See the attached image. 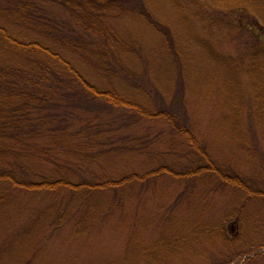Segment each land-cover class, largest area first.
I'll return each mask as SVG.
<instances>
[{
  "label": "rangeland",
  "instance_id": "rangeland-1",
  "mask_svg": "<svg viewBox=\"0 0 264 264\" xmlns=\"http://www.w3.org/2000/svg\"><path fill=\"white\" fill-rule=\"evenodd\" d=\"M228 1H114L107 10L111 18L104 20L119 40L131 42L135 51L123 58L144 79L142 91L120 80L111 87L89 67L81 73L145 108L155 93L167 108L183 107L192 133L227 173L246 180L248 190L238 188L242 179L213 193L203 182L185 196V184L162 178L138 185L134 195L144 192L140 200L83 221L89 222L83 233L74 227L88 203L68 219L65 213L74 206L63 195L15 191L0 201V264H264V0H248L260 11L246 1ZM144 8L162 29L138 12ZM77 112L78 123L91 125L87 134L102 131L95 114ZM113 129L98 136L107 143L141 138L150 148L139 151L138 143L133 154L87 165L100 175L143 174L183 155L179 138L178 148L170 147L174 140L162 121ZM74 137L83 141L86 135ZM6 190L0 186V196ZM106 199L99 195L96 205Z\"/></svg>",
  "mask_w": 264,
  "mask_h": 264
},
{
  "label": "trees",
  "instance_id": "trees-1",
  "mask_svg": "<svg viewBox=\"0 0 264 264\" xmlns=\"http://www.w3.org/2000/svg\"><path fill=\"white\" fill-rule=\"evenodd\" d=\"M114 1L0 0V186L7 189L0 201L15 191L45 193L51 199L63 195L74 206L65 213L68 219L88 203L74 227L77 233L87 231V221L101 216L105 208L107 214L116 204L124 207L129 200H140L144 192L134 195L138 185L145 187L162 178L185 184V196L203 182L212 193L242 181L238 188L248 190L246 180L235 172L227 173L192 133L183 107L169 109L166 99L155 93L154 103L145 108L115 87L99 88L81 73V68L89 67L111 81V87L113 80H120L142 91L144 79L126 67L123 58L135 51L131 42L119 40L104 20L111 18L107 10ZM232 1L248 2L229 0L227 5ZM255 7L260 11V6ZM138 12L162 29L145 8ZM80 110L95 114L101 122L95 126L102 131L87 134L91 125L77 122ZM143 120L167 125L174 140L172 150L178 148L176 138L184 145L181 159L143 174L104 170L100 175L87 166L107 155L135 152L138 149L132 146L138 143L139 151L149 150V141L143 144L141 138L121 137L107 143L98 136ZM81 133L86 135L83 141L74 137ZM99 195L110 200L97 206Z\"/></svg>",
  "mask_w": 264,
  "mask_h": 264
}]
</instances>
